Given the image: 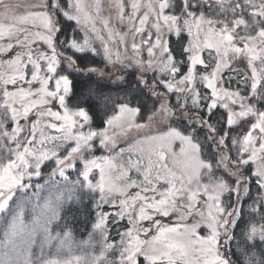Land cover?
Instances as JSON below:
<instances>
[{
  "label": "snow or ice",
  "instance_id": "6c2138e0",
  "mask_svg": "<svg viewBox=\"0 0 264 264\" xmlns=\"http://www.w3.org/2000/svg\"><path fill=\"white\" fill-rule=\"evenodd\" d=\"M109 7L0 0V264H264V0Z\"/></svg>",
  "mask_w": 264,
  "mask_h": 264
},
{
  "label": "rangeland",
  "instance_id": "374dc122",
  "mask_svg": "<svg viewBox=\"0 0 264 264\" xmlns=\"http://www.w3.org/2000/svg\"><path fill=\"white\" fill-rule=\"evenodd\" d=\"M15 2V0H4L5 4H13ZM25 3H33L35 2V0H24ZM101 3L104 5L105 7V15L108 14H113L114 12L112 9H110V5L112 3V0H101ZM108 75H111V73H107ZM157 127L156 124H151L146 128H143L140 130L141 133L147 135L149 134L151 131H153L155 128ZM138 133L136 130H132L130 133V136L134 137L136 136ZM127 136H122L121 139H127ZM147 150H150L151 146H146ZM198 166V161L195 157L192 156H188L183 158L181 161H179V167H181L185 172L187 173H191L193 172ZM165 222H169L168 218H165ZM88 254L91 255V249L88 250ZM111 259V258H110Z\"/></svg>",
  "mask_w": 264,
  "mask_h": 264
},
{
  "label": "trees",
  "instance_id": "16d2710c",
  "mask_svg": "<svg viewBox=\"0 0 264 264\" xmlns=\"http://www.w3.org/2000/svg\"><path fill=\"white\" fill-rule=\"evenodd\" d=\"M101 68H103V65H99ZM94 102V101H93ZM85 203L87 202V197L84 198ZM72 216L71 220L74 224L75 230H76V239L79 241L81 238H87L86 237V228H87V209H84L82 211H77L75 208L72 210Z\"/></svg>",
  "mask_w": 264,
  "mask_h": 264
}]
</instances>
